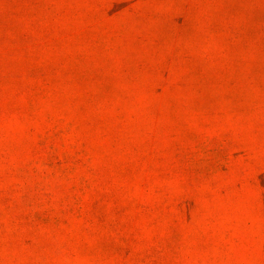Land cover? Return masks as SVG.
Listing matches in <instances>:
<instances>
[{
  "label": "rangeland",
  "instance_id": "374dc122",
  "mask_svg": "<svg viewBox=\"0 0 264 264\" xmlns=\"http://www.w3.org/2000/svg\"><path fill=\"white\" fill-rule=\"evenodd\" d=\"M0 264H264V0H0Z\"/></svg>",
  "mask_w": 264,
  "mask_h": 264
}]
</instances>
